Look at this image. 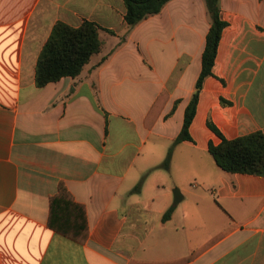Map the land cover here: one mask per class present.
<instances>
[{"label": "crops", "instance_id": "1", "mask_svg": "<svg viewBox=\"0 0 264 264\" xmlns=\"http://www.w3.org/2000/svg\"><path fill=\"white\" fill-rule=\"evenodd\" d=\"M219 6L227 24L192 140L177 144L186 154L219 143L207 117L227 139L264 134V0ZM125 12L123 0H0V264H264V176L215 163L214 179L183 188L171 173L174 148L168 168L159 167L201 69L204 0H169L129 31ZM83 20L112 31L99 32L100 51L77 76L36 86L53 25ZM163 90L168 98L146 127ZM60 182L84 208V243L47 224Z\"/></svg>", "mask_w": 264, "mask_h": 264}, {"label": "trees", "instance_id": "2", "mask_svg": "<svg viewBox=\"0 0 264 264\" xmlns=\"http://www.w3.org/2000/svg\"><path fill=\"white\" fill-rule=\"evenodd\" d=\"M169 0H123L126 8L124 19L127 31L132 29L147 17L157 14ZM210 25L206 34L205 46L201 55V69L195 81L194 91L185 106L180 131L172 145L168 148L166 156L159 167L167 169L173 148L184 140H192L189 134V126L194 117L198 96L203 79L212 75V66L222 29L226 22L220 17L219 0H204ZM111 30L102 28L93 21L83 20L80 25L74 27L64 22L57 21L44 42L35 65V84L38 87L50 82H55L62 77L77 76L82 67L88 62L91 55L100 51L101 39L99 32ZM124 36H122L123 40ZM168 94L163 90L149 108L144 124L151 127L160 114ZM222 104H229L221 100ZM207 127L220 138L219 143H208V152L215 163L224 171L230 173H244L264 176V134L255 131L246 135L227 139L207 117ZM142 179L132 188V192L140 189ZM174 206L171 205L163 214L166 220L171 216ZM48 226L54 231L63 234L80 243L87 238V226L85 222L84 208L76 203L65 185L60 182L57 193L49 199ZM220 236L210 240L203 248L209 246ZM198 252L174 263L189 260Z\"/></svg>", "mask_w": 264, "mask_h": 264}, {"label": "rangeland", "instance_id": "3", "mask_svg": "<svg viewBox=\"0 0 264 264\" xmlns=\"http://www.w3.org/2000/svg\"><path fill=\"white\" fill-rule=\"evenodd\" d=\"M172 143L173 142H169L165 146L161 160L165 157L167 153L166 151ZM183 148V145L174 146L171 173L176 185H182L183 188H191L193 183H199V180L201 179L212 180L216 177L214 171L219 169L210 153H199L197 151L190 150L189 154H186ZM159 172L167 178H172L171 173L163 170H160Z\"/></svg>", "mask_w": 264, "mask_h": 264}]
</instances>
